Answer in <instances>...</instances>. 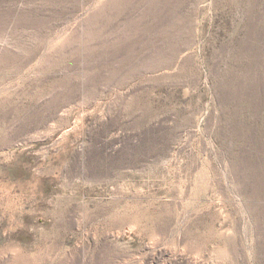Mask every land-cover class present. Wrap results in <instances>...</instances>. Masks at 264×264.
I'll list each match as a JSON object with an SVG mask.
<instances>
[{
  "label": "rangeland",
  "instance_id": "374dc122",
  "mask_svg": "<svg viewBox=\"0 0 264 264\" xmlns=\"http://www.w3.org/2000/svg\"><path fill=\"white\" fill-rule=\"evenodd\" d=\"M0 264H264V0H0Z\"/></svg>",
  "mask_w": 264,
  "mask_h": 264
}]
</instances>
